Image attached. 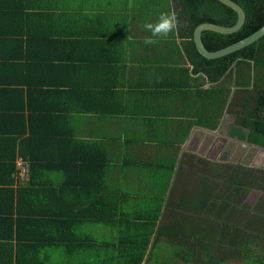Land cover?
<instances>
[{"label": "trees", "instance_id": "obj_1", "mask_svg": "<svg viewBox=\"0 0 264 264\" xmlns=\"http://www.w3.org/2000/svg\"><path fill=\"white\" fill-rule=\"evenodd\" d=\"M153 1L148 5L151 4V9L155 10L152 15L158 18L161 11L156 10ZM233 1L244 9L245 24L233 34L204 31L202 39L209 51H217L242 40L264 25V0ZM146 6V1L135 0L133 7L129 9L127 5L126 10L122 11L125 13L123 17L134 14L136 22L132 21L133 24L147 21L149 15ZM167 10L174 11L179 18L176 32L184 40V53L193 66L192 71L181 68L180 79L174 78L166 92L172 105L176 104L177 108L182 109L179 115L182 116L180 123L183 125L180 124L166 137L158 133L157 125H151L146 135L136 132L137 138H126L121 145L122 185L111 187L107 172L112 164L114 145L97 138L78 139L73 122L78 115L96 113L111 116L119 114L120 110L87 112L93 110L92 105L79 102L87 98L88 102L99 101L93 88L91 94L73 92L72 112H68L62 107L63 96L58 92L61 84L55 85V90L51 91L53 88L49 86L52 84L42 76L48 67L54 65L52 60L47 61V55L42 52L70 50L69 46L75 50L73 46H78L83 39L79 27V0H0V199L10 204L12 209L17 205L18 213L30 217L40 215V220L30 221V224L44 222L41 225L44 229L47 228L46 221L52 224V220L43 221V217H54L56 234L60 235L58 243H63L64 234L69 233L71 237L69 264L85 261L80 256V248L90 240L87 233L81 232L85 224H101L117 235L120 232V244L126 240V234H135L133 243L140 252L130 255L121 264L128 261L133 264H227L228 260L247 264L253 258L250 253L230 258L211 252L214 223L229 217L247 220L246 237L264 238V196L254 206L246 202L251 187L264 191V172L181 153L194 126L215 130L228 113L236 118L239 130L234 134L238 138L264 146V37L235 53L209 60L196 48L193 38L195 28L205 22L233 26L238 19L237 13L218 0H169ZM54 92L57 96H53ZM22 96L30 97V100L40 98L41 102L52 98L57 107L48 103L47 108L30 110V105H22L19 109L9 105ZM27 109L30 111L25 114ZM51 122H56V126L67 124L65 131L62 128L52 132L37 129L40 126L49 127ZM17 124L25 128L23 136L15 135ZM143 124L147 126V123ZM242 128L249 129L248 137L241 131ZM150 140L156 142L152 158H139L138 154L131 156V150L140 151L143 143ZM18 156L30 162L31 177L27 184L14 189ZM129 169L137 174L135 185L145 183L147 190L154 188V191L125 189L123 180ZM158 171H166L169 176L151 178L146 175V172ZM43 173H58L62 178L58 181L52 176L42 179ZM259 173L261 176L257 177ZM173 174L176 181L178 178L176 184L180 185L181 190L173 188ZM183 178L189 179L182 181ZM152 180L156 181V185L149 187L148 182ZM258 180L263 181L261 186ZM175 192L181 196L183 194L181 201L178 196L176 198ZM139 200H146L141 202L152 205L147 210L140 209L144 213L125 207V203ZM51 202L68 203L70 207H33ZM132 211L138 213L134 216L136 218H131L129 213ZM197 218H201V221ZM15 225L16 221H9L5 227L14 233ZM128 225H133V230H128ZM207 232L208 237L203 234ZM225 232V228L221 227V238H225ZM20 238L16 239L17 244L21 243ZM42 238H25L26 253L14 255L9 252L3 261L0 260V264H51L48 256L43 254L44 250L32 244L44 243L40 244L44 246L48 241ZM44 238L47 237L44 235ZM152 238V250L147 254ZM164 243L172 250L165 251ZM111 245L105 242V246ZM246 248L252 250L253 247ZM107 259L110 261L111 258L105 257V262Z\"/></svg>", "mask_w": 264, "mask_h": 264}, {"label": "crops", "instance_id": "obj_2", "mask_svg": "<svg viewBox=\"0 0 264 264\" xmlns=\"http://www.w3.org/2000/svg\"><path fill=\"white\" fill-rule=\"evenodd\" d=\"M134 1L79 0L81 12V26L79 27L80 32L83 33L81 42L78 46H73L76 47L75 50L69 46L70 50L65 49L55 53L52 51L42 52L43 55H47V61L51 62L52 60L54 63V65L51 63L52 65L47 68L42 76L52 84V86H49L53 88L51 91L55 90V85L58 83L61 84L58 87V92L60 93L59 95L63 96L62 107L68 112H72L73 92L84 91L86 95L93 93V88L96 89L95 93L99 101L90 100L88 102L87 98L79 102L92 105L93 110L89 109L87 112L109 111L111 109L112 111L114 109L120 110L119 114L117 113L111 116H100L96 113L78 115L75 116L73 122L78 139L91 140L97 138L98 140L106 142L108 145H114L112 150V164L107 172L111 187H119L120 184L122 185L123 174L120 168V162L123 160V147L121 145L125 143L126 138L129 136L133 139L137 138L136 132L146 135L151 125H157L156 129L158 133H163L165 137L166 135H171V133L178 129L181 124L180 121L182 120V116L179 115L182 109L177 108L176 104L172 105L168 100L166 92L169 91L170 88L168 87L173 83L174 78L178 77L180 79L181 68H189L191 71L193 69V66L184 53V40L178 36L176 30L170 33L168 37L161 39L156 45H145L143 43L144 38L150 35L143 28L145 21L143 20L139 24H133L131 23L132 21L136 22L133 18L134 14L132 17H123L125 13L122 11L126 10L125 7L127 5L129 9L133 7ZM143 1L147 2L146 12L149 15V20L147 21L155 22L157 18L152 15V11L155 10L151 9V4L148 5V2L152 0ZM153 2L157 6L156 10L158 12L168 11L169 0H154ZM128 37L130 38L128 39ZM53 96H57L56 92H54ZM41 101L42 99L40 98L37 99L34 97L30 100V97L22 96V98L20 97L9 105L12 104L16 109H19L22 105L27 107L30 105V110L38 109V107L47 108L48 103H52L51 105L54 108L57 107L56 102H52V98L44 102ZM162 102L163 105H160ZM124 106L125 108L122 110ZM88 107L90 106L88 105ZM30 110H25V114ZM162 116L164 118L161 121ZM143 123H147V126ZM55 124L56 122H51L49 123V127L40 126L37 129L51 131L62 128L65 131L67 124H58V126ZM39 125L41 124L39 123ZM24 130L25 128L22 129L17 124L15 135L23 136ZM207 131L210 130L194 126L189 138L182 146L181 153L194 154L190 149L191 146L189 143H192V147L194 146L196 149H200L207 137ZM44 145L46 146V143ZM153 145H156V142H152L151 140L149 142L145 141L140 151H130L131 156L138 154L137 157L139 158H152L155 152ZM185 146H187L186 149ZM19 160L25 159L18 156L16 165ZM146 173L151 178H166L169 176L166 171ZM136 175L132 169L127 170L125 179L123 180V187L127 190H133V187H138L137 191H149L152 193L154 188L147 190L145 183L134 184ZM15 176L14 189L28 183L22 182L18 173ZM48 176H52L57 181L62 178L58 173H43L40 178L46 179L49 178ZM174 178L173 174L171 179L172 185L174 184ZM163 181L165 182L166 180ZM148 184L149 187H154L156 181L153 182L152 180ZM172 185L170 188H172ZM151 205L150 202L131 201L125 203L126 208L129 210H139L138 213H144L140 209L144 208L147 210ZM28 207L32 208L30 206ZM33 207L36 209H54L70 207V205L68 203L56 204L51 202L39 203ZM0 210L1 261L4 260L5 255L9 252H12L14 255L26 253L25 238L29 239L31 236H41L48 243L44 246L40 245L44 243L32 244H37L44 250L43 254L48 256L50 263L69 264L72 252L71 237L69 233L64 234L62 239L63 243H58L60 241V235L57 236L56 234V219L54 217H48V219L43 217V221L52 220V224L46 221L47 228L44 229L41 226L44 222L40 224L37 221L36 224L34 222L30 224V221L40 220V215L30 217L31 215L18 213L17 205L12 209L10 204L0 199ZM129 214L131 218H136L134 217L136 214L133 211ZM51 215L53 216L54 214ZM9 221H16L14 233L8 229L9 227H5ZM127 229L133 230V225H128ZM81 232L87 233L88 237H90V240H87L80 248V256L82 259H85L84 262H81L82 264H121L122 261L128 260L127 258H130V255L140 252L138 246L133 243L136 238L132 237L135 234H126V240L120 244V232H118V235L112 233L101 224H85L81 227ZM12 233L13 237L10 238ZM44 235L47 238H44ZM19 236L21 237V243L17 244L16 239ZM105 242H110L114 246H105ZM152 242L153 238L148 246L147 254L152 250ZM66 256H68V259H66ZM105 257H110V261L107 259L105 262ZM120 258L124 259L120 260ZM161 259L163 258L160 257ZM127 264L133 263H129L128 261Z\"/></svg>", "mask_w": 264, "mask_h": 264}, {"label": "flooded vegetation", "instance_id": "obj_3", "mask_svg": "<svg viewBox=\"0 0 264 264\" xmlns=\"http://www.w3.org/2000/svg\"><path fill=\"white\" fill-rule=\"evenodd\" d=\"M225 126L226 129H224ZM238 130L239 126L236 125L235 116L231 113L226 114L219 126L215 130H210L211 132H214L213 137L207 135L200 151L194 155L199 159L209 160L214 163L241 165L264 172V156L258 155L257 153L253 156V159L248 162L245 160L248 152L247 150L244 151L245 153L238 149L237 151L232 150L233 145L230 143L231 139H239L253 144L247 139L238 138V136L234 134ZM241 131L246 137L250 134L248 128H242ZM238 153L241 154V157H239ZM247 162L249 163V166L242 164ZM260 176V173L257 174V177ZM255 184L257 185V183ZM262 184L263 181L258 180V185L261 186ZM263 196V190L251 187L246 196V202H248L251 206H254ZM246 222L247 220L242 217H229L225 220H217V222L213 225V233L211 235L213 238V242L211 244V252L213 255L231 258L232 256H244L250 253V256L253 257L264 256V238L260 239L258 236L246 237L244 235V231H248L246 228ZM221 227H224L226 230L224 235L225 238L220 237ZM246 246H252L253 248L252 250H248ZM227 264H243V262H232L228 260Z\"/></svg>", "mask_w": 264, "mask_h": 264}, {"label": "water", "instance_id": "obj_4", "mask_svg": "<svg viewBox=\"0 0 264 264\" xmlns=\"http://www.w3.org/2000/svg\"><path fill=\"white\" fill-rule=\"evenodd\" d=\"M218 1L230 7L231 9H233L237 13L238 19H237V22L233 26H223L219 24L205 22V23L199 24L195 28L193 38H194L196 48L203 57L209 60L222 58L232 53H235L241 49H244L254 44L258 40H260L262 37H264V25H263L257 31H255L254 33H252L251 35H249L248 37L242 40H239L220 50L209 51L206 48L203 42V39H202V34L204 31H213V32L220 33V34H233V33L238 32L244 26L245 21H246V13L244 9L238 3H236L233 0H218ZM224 129H226V126ZM206 133L210 137H213L214 135V132H211V131H207ZM230 143H232L234 147L238 146V150H241V152H244L245 150L248 151L245 157V160L248 162L251 161L253 159V156L256 155L257 153L258 155L264 156V147L262 146L250 144L246 141H242L239 139H231ZM239 157H241V154H239ZM248 162L242 163V164L249 166Z\"/></svg>", "mask_w": 264, "mask_h": 264}, {"label": "clouds", "instance_id": "obj_5", "mask_svg": "<svg viewBox=\"0 0 264 264\" xmlns=\"http://www.w3.org/2000/svg\"><path fill=\"white\" fill-rule=\"evenodd\" d=\"M180 21L177 14L172 12H161L155 22L145 21L143 28L150 33L143 40L145 45H156L161 39L169 36L173 33ZM130 37H128L129 39Z\"/></svg>", "mask_w": 264, "mask_h": 264}, {"label": "rangeland", "instance_id": "obj_6", "mask_svg": "<svg viewBox=\"0 0 264 264\" xmlns=\"http://www.w3.org/2000/svg\"><path fill=\"white\" fill-rule=\"evenodd\" d=\"M151 22V21H150ZM190 144V149L193 151V153L194 154H197L199 151H200V149H196L194 146L192 147V143H189ZM188 146V145H187ZM187 146H185V149L187 148ZM232 150H234V151H237V149H238V146H235V147H233L232 146ZM186 154V153H185ZM194 154H192V155H194ZM240 153H238V155H239ZM183 166H186V165H183ZM189 179V178H188ZM187 178H183L182 179V181H185V180H188ZM179 180H181V178H179ZM177 181H178V178H177ZM177 181H176V178H174V185H173V188H178V189H180L181 190V187H180V185H177L176 183H177ZM109 184L111 185V183L109 182ZM176 184V185H175ZM138 189V187H133V191H136ZM181 192H183V191H181ZM180 192V193H181ZM192 192V191H191ZM138 194H141L140 192H137ZM176 193V192H175ZM184 193H188V192H184ZM143 195L144 194H146V193H142ZM192 194H194V192H192ZM177 196L180 198V201H181V199L183 198V194H182V196L179 194V193H176V198H177ZM141 201H146V200H139V202H141ZM184 201V200H183ZM182 205H183V203H182ZM150 206V205H149ZM169 211V210H168ZM201 218H197V220H200ZM201 221V220H200ZM200 231L202 232V230L200 229ZM203 234H206L207 235V237L209 236L208 235V232L207 233H203ZM200 240H202V237H200ZM164 242V241H163ZM164 247H165V251H168V250H172V248L171 247H169V245H166L165 243H164ZM163 247V248H164ZM177 247V246H176ZM211 253V252H210ZM264 256H261V257H253V258H250L249 260H248V263L247 264H264V258H263ZM263 260V261H262ZM234 262V261H233Z\"/></svg>", "mask_w": 264, "mask_h": 264}, {"label": "built area", "instance_id": "obj_7", "mask_svg": "<svg viewBox=\"0 0 264 264\" xmlns=\"http://www.w3.org/2000/svg\"><path fill=\"white\" fill-rule=\"evenodd\" d=\"M17 173L22 182H29L31 177L30 163L25 160H19L17 163Z\"/></svg>", "mask_w": 264, "mask_h": 264}]
</instances>
